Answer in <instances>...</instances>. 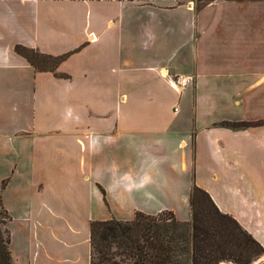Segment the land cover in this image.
Returning a JSON list of instances; mask_svg holds the SVG:
<instances>
[{
	"label": "crops",
	"instance_id": "1",
	"mask_svg": "<svg viewBox=\"0 0 264 264\" xmlns=\"http://www.w3.org/2000/svg\"><path fill=\"white\" fill-rule=\"evenodd\" d=\"M194 186L264 249V2L0 0L13 264H91L97 221L191 222Z\"/></svg>",
	"mask_w": 264,
	"mask_h": 264
},
{
	"label": "trees",
	"instance_id": "2",
	"mask_svg": "<svg viewBox=\"0 0 264 264\" xmlns=\"http://www.w3.org/2000/svg\"><path fill=\"white\" fill-rule=\"evenodd\" d=\"M32 65L54 71L61 58L41 55L23 47L16 48ZM52 60L42 67L35 60ZM34 55V56H33ZM245 127L246 125H239ZM4 186V184H3ZM191 222H180L171 212L158 215L137 213L131 222L109 220L91 224V264H180V228H190V264H220L223 261L247 264L256 249L263 247L231 216L222 213L210 195L194 186L190 195ZM171 215L167 225L163 215ZM9 215L0 196V264H13L9 251Z\"/></svg>",
	"mask_w": 264,
	"mask_h": 264
},
{
	"label": "rangeland",
	"instance_id": "3",
	"mask_svg": "<svg viewBox=\"0 0 264 264\" xmlns=\"http://www.w3.org/2000/svg\"><path fill=\"white\" fill-rule=\"evenodd\" d=\"M260 2H264V0H259ZM261 49H262V45H261ZM30 58H32L33 60L36 61V63H38L40 66L42 67H52L54 65V61L52 60H43V59H38V58H34L32 57V55H30ZM34 56V55H33ZM240 125H246L248 126V123H242ZM238 127H243V126H239ZM164 219L166 220L165 223L167 225H170L172 223L171 221V215L166 213L165 215H163ZM177 236H179V238L183 239L181 240V251H179L178 253V261L180 262V264H190L188 263V259L190 258L189 254H190V228H180L177 231ZM257 255L253 256L251 258V261L247 264H264V251L256 249ZM220 264H236L234 262H227V261H223Z\"/></svg>",
	"mask_w": 264,
	"mask_h": 264
},
{
	"label": "built area",
	"instance_id": "4",
	"mask_svg": "<svg viewBox=\"0 0 264 264\" xmlns=\"http://www.w3.org/2000/svg\"><path fill=\"white\" fill-rule=\"evenodd\" d=\"M193 81L192 76H177L173 78L172 85L176 87L179 91L186 89ZM178 111V108L175 109Z\"/></svg>",
	"mask_w": 264,
	"mask_h": 264
}]
</instances>
